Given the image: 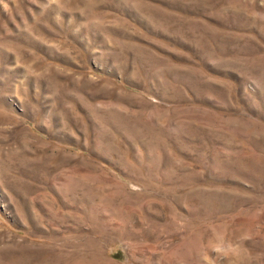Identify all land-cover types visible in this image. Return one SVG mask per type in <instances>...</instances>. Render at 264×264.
Here are the masks:
<instances>
[{
	"label": "rangeland",
	"instance_id": "1",
	"mask_svg": "<svg viewBox=\"0 0 264 264\" xmlns=\"http://www.w3.org/2000/svg\"><path fill=\"white\" fill-rule=\"evenodd\" d=\"M0 264H264V0H0Z\"/></svg>",
	"mask_w": 264,
	"mask_h": 264
}]
</instances>
